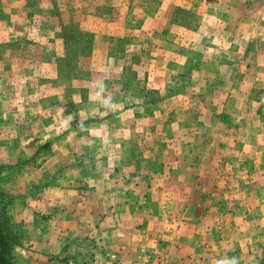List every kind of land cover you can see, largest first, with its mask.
<instances>
[{
    "label": "rangeland",
    "instance_id": "obj_1",
    "mask_svg": "<svg viewBox=\"0 0 264 264\" xmlns=\"http://www.w3.org/2000/svg\"><path fill=\"white\" fill-rule=\"evenodd\" d=\"M226 1L0 0V191L5 195L8 225L14 231L17 223L9 201L11 195L13 200L15 193L32 185L29 177L35 169L44 174L40 168L48 167L46 173L56 179L68 166L42 163L45 155L59 154L61 149L54 148L52 140L42 146L37 141L45 137L67 140L72 126L83 127L90 143L98 140L106 147L118 144L122 160L137 153L147 155L142 164H119V175L140 173L141 168L146 173L154 171L163 152L166 161L175 152L190 157L239 155L250 162L264 157V130H259V126L264 127V0H233L231 5ZM243 13L250 18L240 19ZM253 29L255 42L245 47L253 43L262 49L255 57L259 63L255 71L260 77L254 79L244 66L232 68L240 75L239 80L244 79V88L250 90L252 83L255 86L249 101L235 103L241 108L222 110L221 99L215 97L223 91L221 70L211 66V60L250 63L256 49L253 47L242 57L246 36L239 32L250 36ZM13 50L20 51L19 61L17 53L11 57ZM224 73L230 75V68ZM100 83L105 87L101 99H97L94 94ZM44 93L50 96L44 99ZM109 97L113 107L101 102ZM138 98H142L145 113H149L154 125L142 127L135 121L136 114L132 118L126 112L137 107ZM60 108L65 111L56 115ZM241 109L244 112L240 115ZM69 114L78 117H73L65 128L63 122ZM44 115L59 126L46 136L35 130L43 126L40 120ZM158 120L162 121L159 125ZM223 124L234 127L225 131ZM190 127L196 131H188ZM141 133L144 146L138 143ZM78 138H72L74 143ZM211 140H239L241 146L245 140L247 143L236 154L232 146L220 151ZM100 147L103 154L108 153L105 146ZM93 151L89 148L82 156L89 159ZM244 163V169L250 166L248 161ZM258 166L264 164L259 162ZM248 172L247 169L245 179H239L235 189L253 191ZM223 185V190L229 188L228 180ZM261 185L264 187V181ZM259 197L263 201V196ZM242 201L250 203L251 197ZM17 232L18 245L28 236L21 229ZM253 246L254 260L250 264H264V243ZM156 261L145 260L150 264ZM13 262L21 264L14 257Z\"/></svg>",
    "mask_w": 264,
    "mask_h": 264
},
{
    "label": "crops",
    "instance_id": "obj_2",
    "mask_svg": "<svg viewBox=\"0 0 264 264\" xmlns=\"http://www.w3.org/2000/svg\"><path fill=\"white\" fill-rule=\"evenodd\" d=\"M232 1L226 2L231 5ZM239 18L249 19L250 16L243 13ZM240 34L246 36L242 57L253 47L254 51L256 49L250 63L242 65L222 60H211L210 63L221 70L219 77H222L220 82L223 85L220 89L223 91L215 97L221 99L222 110L227 107L241 108L235 103L249 101L255 86L252 83L250 90L244 88V79L239 80L237 76L240 75L232 68L244 66L254 79L260 77V73L255 71L259 65L255 57L262 49L253 43V46L245 47L255 42L256 30L253 29L250 36L243 31ZM11 55L13 58L16 55L19 61L20 51L13 50ZM21 58L27 60L26 57ZM31 63L36 64L37 61L31 60ZM26 64L29 66L30 62ZM229 68L230 75L223 74ZM207 82L210 83L209 80ZM48 96L49 93H44L43 98L47 99ZM251 101L256 103L253 98ZM135 104L137 107L133 110H126L128 115L133 118L136 114L135 121L142 127L154 125L149 113H145L142 98H138ZM65 108L57 109L56 115L65 111ZM238 112L241 115L244 110ZM45 116L42 118L44 120H40L44 121L43 126L39 125L35 130L43 131L46 136V133L57 131L59 126L46 120ZM69 116L78 117L74 114ZM221 116L224 117V114ZM160 123L162 121L156 122L157 125ZM232 127L224 125L225 131L232 130ZM259 127L260 131L264 130L263 126ZM190 129L196 131L192 127L188 131ZM75 136L80 139L74 143L72 138ZM140 136L138 143L144 146L143 133ZM47 140L53 141L54 148L60 146L61 151L59 154L45 155L42 163L68 166L56 179L46 173L48 167L40 168L39 171L44 174L35 169L29 177L32 185L19 190L18 195L15 193L13 200L12 195L9 198L13 204L17 230L26 231L28 236L27 240L24 238L23 243L16 244L12 250L13 257L21 264H150L145 260H157L156 264H217L218 260L231 257L238 258L239 264H250L254 260L251 253L254 252L253 245L261 241L264 243V187L261 185V181H264V166H258L259 162L264 164V157L258 156L250 162L248 159L242 160L239 155L196 154L190 157L175 152L166 161L163 152L162 158L156 161L159 166L154 171L146 173L141 168L140 173L119 175V164H142L147 155L137 153L134 157L122 160L118 144H107L106 147L98 140L90 143L85 139L84 128L80 126L68 129L65 142L45 137L44 141L37 143L41 146L49 144ZM210 142L220 151L232 146L236 154L247 143L245 140L241 146L239 140ZM101 145L105 146L108 153L103 154ZM89 148L94 151L89 159H85L82 155ZM245 161L250 164L246 169ZM165 162L170 165H163ZM86 163H90L89 167ZM101 164L108 166L101 167ZM247 169L253 191L235 189L238 180L245 179L243 174ZM39 179L43 182L39 183ZM225 180H228L229 188L223 190ZM259 195L263 196V201ZM250 197V203L243 204L242 200ZM57 257L62 261L58 262Z\"/></svg>",
    "mask_w": 264,
    "mask_h": 264
},
{
    "label": "trees",
    "instance_id": "obj_3",
    "mask_svg": "<svg viewBox=\"0 0 264 264\" xmlns=\"http://www.w3.org/2000/svg\"><path fill=\"white\" fill-rule=\"evenodd\" d=\"M4 194L0 191V264H14L12 248L18 242V232L8 225L7 217L4 213Z\"/></svg>",
    "mask_w": 264,
    "mask_h": 264
},
{
    "label": "clouds",
    "instance_id": "obj_4",
    "mask_svg": "<svg viewBox=\"0 0 264 264\" xmlns=\"http://www.w3.org/2000/svg\"><path fill=\"white\" fill-rule=\"evenodd\" d=\"M97 87H98V91H97V93H96V96H97L98 99H101V93H103V91H104V87H105V86L103 85V83H100ZM101 102H102L103 105L106 106V107H113V105L111 104V98H110V97H109V98H103V99L101 100ZM71 119H72V117L69 116V117H67V118L64 120V122H63V126H64L65 128L69 127L70 122H71ZM217 264H239V261H238V258H236V257H231V258H229V259H221V260H218V261H217Z\"/></svg>",
    "mask_w": 264,
    "mask_h": 264
}]
</instances>
